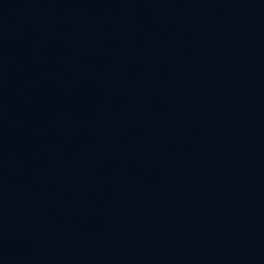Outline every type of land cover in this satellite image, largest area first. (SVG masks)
I'll return each instance as SVG.
<instances>
[{
	"label": "water",
	"instance_id": "obj_1",
	"mask_svg": "<svg viewBox=\"0 0 264 264\" xmlns=\"http://www.w3.org/2000/svg\"><path fill=\"white\" fill-rule=\"evenodd\" d=\"M0 264H264V0H0Z\"/></svg>",
	"mask_w": 264,
	"mask_h": 264
}]
</instances>
